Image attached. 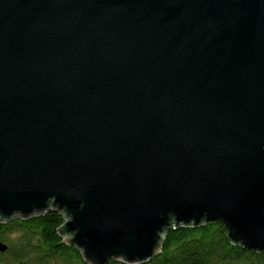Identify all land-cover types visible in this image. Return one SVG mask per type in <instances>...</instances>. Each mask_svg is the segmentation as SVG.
<instances>
[{"label": "water", "instance_id": "obj_1", "mask_svg": "<svg viewBox=\"0 0 264 264\" xmlns=\"http://www.w3.org/2000/svg\"><path fill=\"white\" fill-rule=\"evenodd\" d=\"M50 209L88 264L264 255V0H0V221Z\"/></svg>", "mask_w": 264, "mask_h": 264}, {"label": "trees", "instance_id": "obj_2", "mask_svg": "<svg viewBox=\"0 0 264 264\" xmlns=\"http://www.w3.org/2000/svg\"><path fill=\"white\" fill-rule=\"evenodd\" d=\"M62 219L50 209L0 221V240L6 244L0 264H88L80 250L67 245L56 232ZM225 233L218 219L168 226L160 237L159 251L146 260L126 263L108 257L103 264H264L262 253L231 244Z\"/></svg>", "mask_w": 264, "mask_h": 264}]
</instances>
